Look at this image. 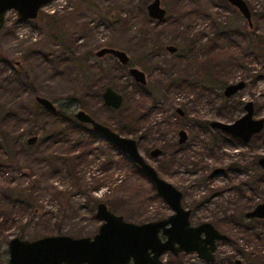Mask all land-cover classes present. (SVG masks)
<instances>
[{"label": "rangeland", "instance_id": "rangeland-1", "mask_svg": "<svg viewBox=\"0 0 264 264\" xmlns=\"http://www.w3.org/2000/svg\"><path fill=\"white\" fill-rule=\"evenodd\" d=\"M245 1L251 11V24L226 0H160L161 7L166 10L162 21L148 16L146 6L151 0H52L39 11L35 20L30 21L19 20L14 11L7 12L0 31V106L10 110L15 118L5 121L3 128L12 136L18 127L25 134V139L30 130L39 132L37 136L63 130L62 124L47 118L44 113L42 116H45L46 123L42 126L47 124L44 127L46 129L43 131L40 128L33 114L37 105L35 98H45L58 108L68 105V99L82 93L89 95L84 104V111L88 115L112 128L120 127L119 114L109 109L101 97L98 99V96H91L89 90L92 81H85L82 68L93 79L99 77L98 82L108 83L124 94L125 110L135 112L138 109L144 111L148 106L154 107L149 97L133 87L134 81L126 68L120 66L115 69V63L119 62L112 55H96L101 48L125 51L133 63L132 67L136 66L146 72L149 90L156 84H169L176 76L185 72L192 73V64L196 73L200 71L198 68L203 72L211 71L214 77L222 81L221 87L224 83L244 80V88L232 98L237 102L253 100L255 117H264V0ZM213 21L232 28L235 45L212 54L200 51L194 60H185L181 46L191 37L200 46H207L213 37ZM167 45L176 46L178 50L171 53L166 49ZM240 63L245 66L241 68ZM81 64H84L83 67ZM103 67L109 68L106 70L109 73L101 72ZM17 70L26 75L27 79L24 80L21 75L14 77ZM192 88L190 85L188 90ZM222 91L223 88H220L207 96L201 89L187 92L178 84L167 87L161 99V109L154 111L152 108L154 115L150 121L145 122L150 125L142 126H154L150 131H154L155 136L151 139L155 137L156 140L153 141L158 144L168 128L167 115L175 121L178 117L174 118V109L180 104H183L184 110L191 116L202 114L207 120L232 122L244 110L235 105L232 106L235 109L232 108V113L220 115L218 112L223 103L220 95ZM215 95L220 97L216 98ZM76 110L78 107L73 109L74 112ZM86 129L90 131L89 127ZM145 130L144 127L140 129L141 132ZM128 137L133 138L134 135L129 132ZM105 142V139L94 142L91 147L100 149L99 156L90 155L91 163L81 166V182L87 185V192L83 186L75 187V179L67 173L66 165L61 160L67 156V152L70 153L68 145H37V141L35 145H30L32 149L19 147L6 166L2 165L1 159L5 157L0 150V192L7 188L18 189L30 198L32 206L38 208L35 212L31 207H25L24 211H20L19 207H12L11 211L7 207L0 217L3 224L0 226V240L17 235L30 240L59 233L71 237H92L101 224L95 218L94 199L106 204L109 202L116 214L137 223L150 220L161 212L170 213L167 205L156 197L157 191L151 182L128 168L120 167V151L108 147ZM140 145L144 154L149 141L144 140ZM252 145L255 157L264 156V133ZM82 148L86 146L79 150ZM213 153L215 156L212 159L219 161L216 158L217 152ZM243 156L241 160L234 158L224 161V165L234 161L246 164L250 159V150H244ZM49 157L55 159V162L51 163L47 159ZM212 159L194 160L190 165L191 171L187 174L183 171L176 172L174 166H168L162 169L161 176L182 189L188 200H192V197L198 199L197 195L202 194L201 190L206 188L199 190L191 185L196 178L204 175L203 169H206V165L209 166V160ZM111 160H117V166L102 172L106 179L101 180L99 173L102 165ZM148 161L155 164L151 158ZM210 163H214L213 160ZM232 173L231 179L226 175L211 179L214 181L211 187L213 192L231 188V191L224 192L223 199L216 196L213 203L225 204L228 201L232 205H244L247 200L253 204L264 202V180L260 182L258 179L263 172L257 165L250 179L259 180V184L251 199H240L233 189V185L248 180L247 174L235 171ZM95 179L98 182L94 185ZM98 185L100 187L96 189ZM205 193L208 195L209 191ZM215 224L224 232L227 230L236 240L243 237L239 233V237L232 234L229 231L231 227L223 223ZM241 239L239 241L246 244V238ZM218 249L220 257H223L221 259L225 260L227 254H234L237 248L230 242H221ZM164 258L170 260L169 256ZM192 262L203 264L196 258Z\"/></svg>", "mask_w": 264, "mask_h": 264}, {"label": "water", "instance_id": "water-1", "mask_svg": "<svg viewBox=\"0 0 264 264\" xmlns=\"http://www.w3.org/2000/svg\"><path fill=\"white\" fill-rule=\"evenodd\" d=\"M52 0H0V31L4 25L5 14L14 11L19 20H35L39 11ZM250 22L251 11L245 0H226ZM147 14L152 19L162 21L165 18V8L161 7L160 0H151L146 6ZM175 51L176 47H170ZM113 55L121 64L130 60L126 52L114 48H101L97 56ZM130 74L136 81L146 83L145 74L136 67L130 68ZM244 82L230 84L226 94L234 93L241 89ZM104 104L119 109L123 105L124 96L110 86L102 91ZM36 103L47 111H55V106L49 100L36 97ZM246 113L235 123L212 122V125L221 131L248 141L256 132L262 130L264 119H254L252 103L245 105ZM74 119L80 124L90 126L91 130L107 139L122 155L134 164L141 167L142 171L156 187L159 195L176 212L172 217L158 222L147 224H134L123 221L121 216H116L108 211L103 204L97 205L96 217L102 221L98 232L91 238L73 239L68 236L46 237L34 241L12 239L8 243L7 264H164L161 256L167 251H197L198 257L205 261H214V251L217 240H226L211 223L197 226L189 225V210L181 207V193L157 176L155 170L146 164L140 156L135 141L129 137L119 135L109 126L94 121L87 113L77 110ZM37 137L27 140L28 145H33ZM264 171V157L259 160ZM248 217H263L264 204L259 203L252 211L247 212ZM169 224V226H167ZM166 235L164 241L160 240L159 233ZM204 234L203 237L201 235ZM178 244V246H176Z\"/></svg>", "mask_w": 264, "mask_h": 264}, {"label": "flooded vegetation", "instance_id": "flooded-vegetation-1", "mask_svg": "<svg viewBox=\"0 0 264 264\" xmlns=\"http://www.w3.org/2000/svg\"><path fill=\"white\" fill-rule=\"evenodd\" d=\"M165 47L171 53H175V51L178 50V48L176 46H175L176 49L173 52L170 51V49H169L171 47V45H167ZM172 47H174V46H172ZM96 55H97V53H96ZM103 56H105V55H103ZM114 58L119 62L121 67L126 68L127 71H129V74H130L129 69L136 67V66L132 67L133 64H132L131 60L127 64H123V63L121 64V62L116 57H114ZM142 72L145 74L146 83H144V84H142V82H140V81H136V79L131 74H130V76L132 77V80L134 81L133 87H135V89L138 88L141 91V93L143 92V94L146 97H149V99L154 95L153 91L154 92L157 91L156 88H161V87H164L167 85V84L166 85L156 84L155 86H152V88H150V90L147 89V86H148L147 85L148 84L147 75H146L145 71H142ZM179 77H180V80L177 83L178 86L182 90L187 91V92L201 89L202 93L209 96V95H211L210 93H212L213 91H217L220 88H223L222 94H220V95L223 98L224 104L222 103V105L219 109L218 113L220 115H222L223 113H232V111L234 109L233 107L235 105H237L239 108H243L244 112L240 117L236 118L232 122H224L222 120L221 121H219V120H207V117H204L202 114L191 116L187 110H184V108L182 106L183 104L182 105L180 104V105L176 106V108L174 109V111H175L174 118L175 117H178V118H175V121H173L172 120L173 118H171L170 115H167L166 121L168 122V124H167L168 128H166L164 134L162 135L163 139H161L160 142L158 144H156L153 141V140H156V138L154 137V139H151L153 136H155V134H153L154 131H150L152 128H154V126H149L148 128H146V126L150 125V124H145V122L147 120L150 121L152 116L154 115V113L152 112V108H154L153 109L154 111L156 109H161V107H160L161 99H162V96L164 95L166 90L163 89L162 95L156 97V100L159 102L158 104L155 105L154 100L151 99L154 107L151 108L150 106H148L145 108L144 111H140V109H138L137 111L132 112L131 110H129L130 120H131V123L133 124L131 126V130L129 132L131 133V135H134V137L131 139H133L135 141V143L138 147L140 156L143 157L144 162L146 164H149L150 166H152L153 169L155 170L157 176H159L163 180H165V179L161 176V171L165 167L168 168V166L169 167L174 166L176 172L183 171V173L187 174L188 171H191L190 165H191V163H194V160H198L201 158L212 159V157L215 156L213 153L214 151L217 152L216 158L219 159V161H214V159H212L214 162L212 164L210 163L212 160H209V166L206 165V167H205L206 169H203V170H205V172H202V174H204V175L201 178H196V180H194V182L192 183L191 186L197 187L199 190L206 188V190H204V189L201 190V192H203L202 194L197 195L198 199H196L195 197H192V200L191 199L188 200V198L186 197V193L182 189L180 190L173 183H171V182L169 183L166 180L165 181L167 183L171 184L173 187H175L181 193V195H182L181 196L182 197L181 198V207L186 209V210H189V217L188 218H189V225L190 226L194 227V226L201 225L204 223H211L214 226V228H217L222 234H224L226 236V240H217L216 241V247H215L216 250L213 253V255H214V261L213 262L200 259L197 255L198 254L197 251H186V250L179 251L178 253H174L172 251H167V252L163 253V255L161 256V262H164V264H194L192 262V260L196 258L199 261H202L203 264H225V263H227V264H244V262H243L244 260H242L238 256L236 257L235 254L230 253V252L229 253L227 252L228 253L227 258L225 257V260L221 259L223 257L222 256L220 257V251L218 249L219 243L229 242L228 240L230 239L229 238L230 233H228L227 230H226V232L221 230V228L219 226H217L215 224V222H218V224H219V222L223 223V224H226V222H233L235 224L236 220H238L241 216H244V218L246 220L248 219V220H253V221H257V222L258 221H264L263 217H252L251 218V217H248L246 215L247 212L252 211L261 202H258L257 204H253L250 200H247L244 205H241L240 203H236V204L232 205V203L230 204L228 201H226L225 204H220V203H215V202L213 203L212 201L216 196L222 197L224 192L225 191H231V188L226 187V188H224L223 191H214L213 192L212 191L213 188H211V187L213 186L212 184L214 181L212 182L211 179L215 176L224 177L225 175L229 179H231L230 174L232 175L233 174L232 172H234V171L238 172L240 174L246 173L248 176V180H245L243 182L241 181V183L233 185V189H234V191H236V194L238 195V197L240 199L243 197H245V199L246 198L251 199V196L255 192V188H256L257 184H255V180L250 179V177L252 178L251 173L254 171V168L256 167V165L263 172L262 176H260L258 179L260 180V182L262 180H264V171L261 168L260 162L258 161L261 157H264V156L259 155V156L255 157V155L253 154V149H252V147H253L252 143L254 142V140L256 138H259V137L262 138L263 137L264 126H263L261 131L254 133V135L248 141H246L244 139L243 140L240 139L237 136L229 135L228 133L221 131L220 129H218L212 125V122H214V121H217L220 123L223 122L226 124L235 123L237 120H239L246 113L245 105L250 103V102L252 103V107L254 108L253 100L252 101H244V102L238 101L237 102L232 98L234 95H236L238 92H240L241 89L244 88V86H245L244 80H241L244 82L241 89L237 90L234 93L231 92L229 94H226L225 93L226 89L228 88V86H230V84H235V83H238L241 81H237V82L230 83V84L225 83L223 87H221L222 85L216 86L214 84V78L215 77L211 73V71H208V72L207 71L206 72L198 71V73H196L194 71L192 73L181 74V75H179ZM95 80H97V78H95ZM184 85H186L187 87H184ZM190 85L193 86L192 90H188L190 88ZM107 86H110L113 89H115L111 85H107ZM107 86H105V87H107ZM105 87H104V89H105ZM104 89H102V91ZM95 92H98V88L95 89ZM152 93H153V95H151ZM122 95L124 96V94H122ZM215 96H216V98L220 97L219 95H215ZM101 98H102L103 103H104V99L102 97V94H101ZM123 102H124V100H123ZM210 102H212V101L210 100ZM230 103H231V105H230ZM107 107L111 110H118V109L111 108L109 106H107ZM78 110H81V109H78ZM82 111H84V110H82ZM119 112H117V115L119 114L118 115V117H119L118 121H121L122 120V114ZM253 118L257 119V120L264 119V117H255V108H254ZM92 119L94 121L98 122L94 118H92ZM98 123L104 124L101 122H98ZM141 123H144V124H141ZM105 125H107V124H105ZM142 125H146V126H142ZM84 126H87L90 128V126H88V125H84ZM107 126H109V125H107ZM143 127H144V130H145V128H146V130L144 132H141L140 129H142ZM113 131L117 132L119 135H122L116 130H113ZM99 136L103 140V137L100 134H99ZM122 136L128 137V134H123ZM31 137H33V136H31ZM29 138L26 139V144H27V140ZM144 140L146 142L149 141V145L147 146V149H146L147 151L144 152V154H142L140 142H142ZM36 142H34L33 144L35 145ZM113 147H114V149L116 148V146H113ZM244 147H246V148H244ZM242 148H244V149H242ZM244 150H250V159L247 161L246 164H240V163L234 161L230 164L227 163L224 165V161H231L234 158H235V160H241L244 157L243 156ZM119 155L124 156L121 153ZM148 158H151L152 160H154L155 164L154 165L151 164L148 161ZM254 160L256 161V163ZM109 163H110V166H109ZM107 164H108V170H109L111 167L117 166V160L116 161L111 160ZM118 164L122 168L123 167L128 168L132 173L136 174L137 176L139 175L140 177L145 178L148 182L150 181L148 179V177H146V175L142 171L141 167H139L138 165L132 163V165L134 167H136V169H137V172L136 171L134 172V171H132V169L130 167H128V166L126 167L125 165H123L122 161L120 159H118ZM200 171H202V170H200ZM205 174H206V176H205ZM259 180H258V182H259ZM240 186H242L241 190L239 188ZM155 189H156V187H155ZM206 191H209L208 195L205 193ZM155 195L157 198L161 199L160 201L162 203L167 205V207L170 209V213L161 212V213H158L157 216L151 218L150 220L140 222V223H137L134 221H128V220L124 219L122 217V215L116 214V212L113 211V206H111L110 204H109V208L103 202H99L98 204L105 205L108 211H111L116 216H121L123 221H126L127 223L131 222V223H134L137 225L147 224V223H151V222H158V221L172 217V215H174L176 213L174 211V209L171 208L165 202L164 198H162V196L159 195L158 192H157V194L155 193ZM222 199H223V197H222ZM262 203L264 204V202H262ZM214 205H215V207L213 208L212 206H214ZM96 210H97V206H96ZM96 210H95V218L97 220H99L100 223L102 224V221L96 217ZM219 225H221V224H219ZM167 226H169V224ZM97 232H98V230H97ZM97 232H96V234H97ZM20 236L21 235H17L15 237H12L11 239L7 238V242H5V244H3L4 247L0 250L1 258L4 256V261L0 264H7L8 263L7 248H8V243L12 239L16 238V239H20V240H26V239H24L23 236H21L22 238ZM55 236L71 237L69 235H66V234L64 235V234L59 233L57 235H46V236H43V237H40L37 239L34 238V239L27 240V241H34V240H38V239H42V238H46V237H55ZM203 236H204V234L201 235V237H203ZM93 237H94V235L92 237L81 236V237H71V238H73V239L91 238L92 239ZM159 237H160L161 241H164L166 239V235H164L162 233V231H160ZM176 246H178V244H176ZM165 256H169L170 260L169 261H167V259L165 260V258H164ZM128 264H132V259H131L130 263H128Z\"/></svg>", "mask_w": 264, "mask_h": 264}, {"label": "trees", "instance_id": "trees-1", "mask_svg": "<svg viewBox=\"0 0 264 264\" xmlns=\"http://www.w3.org/2000/svg\"><path fill=\"white\" fill-rule=\"evenodd\" d=\"M211 30H212V34L213 37L211 38V40L207 43V46L202 47L200 46L198 41H195L193 39V37H191L190 39L185 41V44L183 46H181V49L183 50V52L185 53L184 57L185 60L191 61L194 60L195 56H197V54L201 51L202 53L205 52H209L210 54L212 53H217L218 51H222L224 48H228L229 46H233L235 45L232 39V28H230L228 26L223 25L220 22H216L213 21L211 23ZM255 39V37H254ZM256 40H259V38L256 37ZM133 64V63H132ZM188 64H191L188 62ZM187 64V65H188ZM82 67L84 64H81ZM121 65L115 63V69L116 68H120ZM239 67V65H236ZM243 66H245L244 64L240 63V67L243 68ZM105 68V69H103ZM101 68V72H105V73H109L108 71H106L109 68L103 67ZM192 68L193 71H195V67H193L192 64ZM201 71V68H198ZM192 71V72H193ZM5 72V71H3ZM81 73L85 79V81H92L90 82L91 88H90V92H91V96H98L97 98L101 97V92L102 89H104L105 86L110 85L108 83H104V82H98V79H100L99 77H97L98 79L95 80L92 77H90V75H88L86 73V71L84 70V68L81 69ZM188 72H185V74H187ZM19 75H21L22 78H24V80L27 79V76L24 75L23 73H20L18 70L16 72H14V77H19ZM180 80L179 76H176L173 79V82H170V84H167L164 87L161 88H156L157 91H153V93L151 95H153L150 99L154 100L155 105L158 104L159 102L156 100L157 96L162 95L163 93V89L166 90L167 87H172V85L177 84ZM98 82V83H97ZM221 80L217 77L214 78V84L216 86H220L221 85ZM225 84V83H224ZM184 87H187L186 85H184ZM98 88V92H95V89ZM86 98H89V95L86 93H82L80 96H73V98L68 99L69 103L68 105H64L58 108H55V111H47V110H43V108H41L38 104L34 107V111L33 114L36 118V122L38 124H40V128L44 131L46 128L44 124L42 126L43 123H46V119L45 116H42V114L44 113L46 115L47 118H51L54 119L55 122H57L59 125H63V130H59L58 132H54V131H49V132H45L42 135L36 132L35 130L32 131L30 130L29 133H27L26 139L31 137V136H36L37 140H38V144L37 145H42V144H46V143H50L53 145L56 144H63V145H68L69 146V151L70 153H66V157H62L61 160L64 161V164L66 165V170L67 173H69V175L75 179V187H81L83 186L84 189L87 185H83L81 182V166H86L89 165V163H91L89 156L90 155H94V156H99L100 153V149L96 148V147H91V145L94 142H99L100 140H102L99 136V134L97 132L92 131L90 128V131H88L86 129L87 126H84L82 124H80L79 122H77L74 119V113L77 111H73L74 108L78 107V109L84 110L85 106L84 104L86 103ZM124 107L122 106L120 109L118 110H112L115 113L119 112L122 114V120L118 121V125L120 127H114L112 128V126H110L113 130L118 131L120 134H129V131L131 130V126L133 125L131 123L130 120V113L129 110H123ZM42 116V119L40 118ZM14 115L10 110H6L4 109V107L0 106V150L1 152H3V155L5 158L1 159L2 165L6 166V163H10L11 160L14 158V156L16 155V151L17 148L19 147H26L29 149H32V146H26V139H25V134H22L23 132L19 131V128L16 127L15 128V134L14 135H10L9 131H6L3 128V125L5 123V121H12L14 120ZM15 125V124H14ZM125 129H127L128 131H125ZM14 131V129H13ZM105 139V138H103ZM105 143L108 147H111L114 149V147L110 144V142L105 139ZM82 146H86V148H82L81 151L79 150V148H81ZM71 152H76V155L71 154ZM119 159L122 161V164L125 165L126 167H130L132 169V171H136L137 169L136 167H134L132 165V163L128 160L127 156H121L119 155ZM51 163L55 162V159H52L51 157L47 158ZM52 159V160H51ZM104 165V164H103ZM102 165V169L101 172L99 173L100 179H106V176H102V172H106V170H108V164ZM110 166V163H109ZM65 170V171H66ZM80 170V171H79ZM98 182V180H94L93 183L95 185V183ZM255 184H259L258 180L255 181ZM100 185H98L96 187L99 188ZM240 186V190H241ZM87 192V189H85ZM89 193V192H88ZM93 205L96 207L97 204L99 203L98 200H92ZM105 205L108 207L109 202H107V204L105 203ZM0 207H2V209L0 208V217L3 216L4 214V210L8 207L11 211H12V207H14V209L16 207H19L20 211H24L25 207L26 208H32L33 211H38V208H35L34 206H32L30 198L28 196H26L25 194H23V192L21 193L18 189H10L7 188L4 191L0 192ZM109 208V207H108ZM3 224L0 222V226H2ZM227 227H231V229L229 230L232 234L238 236V233L241 234L243 237H239L242 238L241 240L245 239L246 240V244H243V242H240L239 239H234L231 237V234H229V238L230 239V244L234 245L237 249L234 251L235 256H239L241 259H243L244 264H264V244H262L264 242V221H253V220H246L244 218V216H241L238 220H236L235 224L233 222H226ZM21 237V236H20ZM22 238V237H21ZM5 242H7V238L3 239L0 241V250L4 247L3 244H5ZM1 255V254H0ZM4 261V256L1 258L0 256V263H2Z\"/></svg>", "mask_w": 264, "mask_h": 264}, {"label": "bare ground", "instance_id": "bare-ground-1", "mask_svg": "<svg viewBox=\"0 0 264 264\" xmlns=\"http://www.w3.org/2000/svg\"><path fill=\"white\" fill-rule=\"evenodd\" d=\"M198 255V254H197Z\"/></svg>", "mask_w": 264, "mask_h": 264}]
</instances>
